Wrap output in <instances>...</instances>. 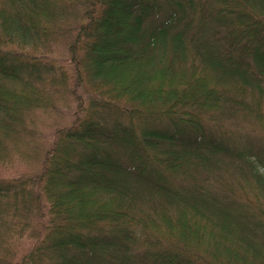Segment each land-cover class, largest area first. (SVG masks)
<instances>
[{
    "label": "trees",
    "instance_id": "1",
    "mask_svg": "<svg viewBox=\"0 0 264 264\" xmlns=\"http://www.w3.org/2000/svg\"><path fill=\"white\" fill-rule=\"evenodd\" d=\"M66 101L0 180V264L40 223L13 264H264V139L228 122L264 132V0H0V160Z\"/></svg>",
    "mask_w": 264,
    "mask_h": 264
},
{
    "label": "rangeland",
    "instance_id": "2",
    "mask_svg": "<svg viewBox=\"0 0 264 264\" xmlns=\"http://www.w3.org/2000/svg\"><path fill=\"white\" fill-rule=\"evenodd\" d=\"M65 45H58L55 52V57H67V50L63 48ZM81 94V91H77ZM58 109L41 112L40 113V125L39 131L35 138L36 142L31 145L34 146H22L17 145L12 149L10 155L4 161L0 160V180H12L25 177H34L40 175L45 166L46 153L51 149L54 141L57 129L68 127L71 121L74 119V111L77 108V103L75 101H70V108H67L66 103H59ZM225 120V119H224ZM232 126L239 127V132L244 134V138L252 140L253 138L264 139V132L257 125L241 126L238 124H232ZM244 124V123H240ZM227 129L231 127L226 126ZM232 133L237 134L238 130L232 131ZM18 152L23 153L19 155ZM41 220V219H40ZM39 220V222H40ZM45 223L46 219H42ZM43 236L42 223L40 226L34 224L26 233L21 237H14L8 243V250L12 251L13 257L10 258L12 264L20 263L22 258L32 251L40 242Z\"/></svg>",
    "mask_w": 264,
    "mask_h": 264
}]
</instances>
